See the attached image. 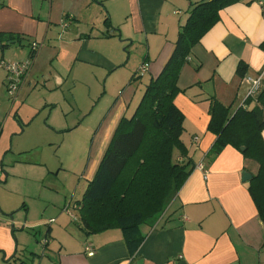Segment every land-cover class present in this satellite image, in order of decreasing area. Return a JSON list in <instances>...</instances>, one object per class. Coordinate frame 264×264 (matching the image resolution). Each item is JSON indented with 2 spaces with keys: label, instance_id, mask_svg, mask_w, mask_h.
I'll return each instance as SVG.
<instances>
[{
  "label": "crops",
  "instance_id": "0c3cea01",
  "mask_svg": "<svg viewBox=\"0 0 264 264\" xmlns=\"http://www.w3.org/2000/svg\"><path fill=\"white\" fill-rule=\"evenodd\" d=\"M196 1L0 0V36H23L18 45L28 48L26 56L15 61L29 56L26 39L38 44L19 93L28 94L36 86L54 90L75 82L72 73L77 67L88 74L89 93L92 83L101 81L106 92L109 74L124 68L118 73L117 97L97 127V154L104 152L119 119L128 116L138 87L134 82L143 85L159 74L174 48L179 26ZM181 9L186 11L182 22ZM218 15L219 20L191 46L176 82L179 92L174 103L184 116L181 138L195 164L178 193L154 226L141 227L144 239L133 255L119 228L86 235L79 228V215L58 213L53 225L66 221L65 226L70 216L78 230L76 237L63 240L57 236L59 249L52 264H264L263 223L248 181L241 179L243 169L253 174L252 169L247 168L241 150L230 145L211 157L215 135L207 129L212 98L223 104L236 102L238 107L244 104L249 86L245 75L260 77L264 86V0H239L220 9ZM6 41L0 37L1 49L16 43ZM127 45L135 52L142 50L141 62L130 61V51L124 62L121 47ZM2 57L0 64L5 61ZM241 61L245 63L242 78L236 73ZM144 63L146 68L140 72ZM79 199L75 198L77 210ZM1 211L0 261H23V253L18 252L25 247L23 241L18 237L13 241L3 217L12 209L1 207ZM12 219L17 222L14 215ZM66 230L67 226L63 231L70 235ZM48 243L43 241L46 247ZM32 253L34 264L37 253Z\"/></svg>",
  "mask_w": 264,
  "mask_h": 264
},
{
  "label": "trees",
  "instance_id": "16d2710c",
  "mask_svg": "<svg viewBox=\"0 0 264 264\" xmlns=\"http://www.w3.org/2000/svg\"><path fill=\"white\" fill-rule=\"evenodd\" d=\"M237 1L197 0L192 4L187 18L179 26L170 56L159 74L145 84L131 116L119 119L78 200L79 228L86 235L117 227L128 252L133 255L144 239L141 227L154 226L195 167L181 138L184 116L174 103V96L179 92L177 78L191 46L219 20V10ZM0 37L7 43L14 40L19 44L24 38L12 34ZM25 44L30 49L29 58L33 59L38 44ZM244 71L245 63L241 61L236 73L242 78ZM263 128L264 86L232 113L219 100L211 99L207 129L215 135V140L209 154L215 156L226 145L244 147L240 149L244 158L257 164L256 172L248 181V190L264 228ZM175 150L179 153L176 157L173 156Z\"/></svg>",
  "mask_w": 264,
  "mask_h": 264
},
{
  "label": "rangeland",
  "instance_id": "374dc122",
  "mask_svg": "<svg viewBox=\"0 0 264 264\" xmlns=\"http://www.w3.org/2000/svg\"><path fill=\"white\" fill-rule=\"evenodd\" d=\"M181 11L183 17L186 11ZM26 41L31 42L30 39ZM121 48L124 49V62L128 51L130 61L141 62L144 57L139 55L140 48L136 52L130 45ZM27 52V47L13 43L0 48V60L3 55L2 60L15 61L24 58ZM26 59H30L29 56ZM122 69L109 74L106 92H103L101 81L93 82V92L89 93L88 74L77 67L72 73L75 82L71 80L54 90L36 86L28 94L23 90L19 93L20 86L11 95L6 86V72L0 67V214L1 207L12 209V213L3 217L8 220L6 227L11 231L13 241L16 237L19 242L23 241L25 247L18 252L23 253L20 257L24 264H32V252L37 253L34 264H52V257L56 258L59 249L57 236L63 240L76 237L78 227L70 216L79 215L75 198H81L88 178L93 176L104 153L97 154L100 143L97 127L117 97L118 73ZM136 84L138 87L128 116L139 103L145 86L138 81L133 86ZM224 105L231 113L238 107L236 102ZM176 155L179 153L175 150L173 156ZM246 166L253 173L257 170L253 160L247 159ZM58 213H70L65 225L70 235L63 231L66 221H62V225H53ZM64 214H61L63 220L66 218ZM12 215L17 222L13 221ZM0 227H3L2 223ZM47 240L46 247L43 241ZM16 262L10 258L0 264Z\"/></svg>",
  "mask_w": 264,
  "mask_h": 264
},
{
  "label": "built area",
  "instance_id": "2783aa9c",
  "mask_svg": "<svg viewBox=\"0 0 264 264\" xmlns=\"http://www.w3.org/2000/svg\"><path fill=\"white\" fill-rule=\"evenodd\" d=\"M63 26H66V23H64ZM0 65L6 71V76H7L6 86H7V90L12 95V93L16 92L21 80L26 76L31 66V59H26L21 61H2ZM145 68H146V64L144 63L140 67V72H143ZM243 80L249 84L246 90V98L256 96L261 88L260 77L252 78L250 76L245 75L243 77ZM89 253H91V250H89Z\"/></svg>",
  "mask_w": 264,
  "mask_h": 264
},
{
  "label": "water",
  "instance_id": "95a60500",
  "mask_svg": "<svg viewBox=\"0 0 264 264\" xmlns=\"http://www.w3.org/2000/svg\"><path fill=\"white\" fill-rule=\"evenodd\" d=\"M240 149L243 150L244 147H240ZM251 177H252V174L249 171H247L246 169H243L241 171V179H242V181H249L251 179Z\"/></svg>",
  "mask_w": 264,
  "mask_h": 264
}]
</instances>
